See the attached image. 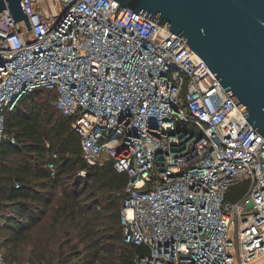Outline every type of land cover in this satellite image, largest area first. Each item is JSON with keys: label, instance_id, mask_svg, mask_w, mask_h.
I'll use <instances>...</instances> for the list:
<instances>
[{"label": "built area", "instance_id": "built-area-1", "mask_svg": "<svg viewBox=\"0 0 264 264\" xmlns=\"http://www.w3.org/2000/svg\"><path fill=\"white\" fill-rule=\"evenodd\" d=\"M52 2L46 18L22 0L30 30L0 13V146L6 110L55 89L87 164L129 177L123 239L150 250L135 264H264V137L205 62L116 0Z\"/></svg>", "mask_w": 264, "mask_h": 264}, {"label": "trees", "instance_id": "trees-1", "mask_svg": "<svg viewBox=\"0 0 264 264\" xmlns=\"http://www.w3.org/2000/svg\"><path fill=\"white\" fill-rule=\"evenodd\" d=\"M56 98L55 89H39L5 112L0 146V250L5 262L135 264L150 250L123 239L121 211L129 177L111 161L87 164L74 118L52 105ZM246 187H233L227 198L241 197Z\"/></svg>", "mask_w": 264, "mask_h": 264}, {"label": "water", "instance_id": "water-1", "mask_svg": "<svg viewBox=\"0 0 264 264\" xmlns=\"http://www.w3.org/2000/svg\"><path fill=\"white\" fill-rule=\"evenodd\" d=\"M116 1L120 5L114 14L130 8L179 36L264 137V0ZM48 2L57 16L52 0ZM40 3L50 17L44 0ZM6 10L14 22L32 28L22 0H0V13Z\"/></svg>", "mask_w": 264, "mask_h": 264}, {"label": "rangeland", "instance_id": "rangeland-1", "mask_svg": "<svg viewBox=\"0 0 264 264\" xmlns=\"http://www.w3.org/2000/svg\"><path fill=\"white\" fill-rule=\"evenodd\" d=\"M23 264H27L26 262H24Z\"/></svg>", "mask_w": 264, "mask_h": 264}]
</instances>
